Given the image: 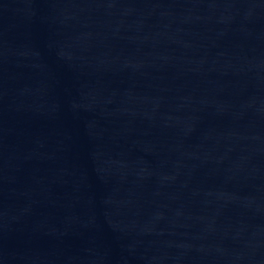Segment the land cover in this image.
<instances>
[{"label":"water","instance_id":"95a60500","mask_svg":"<svg viewBox=\"0 0 264 264\" xmlns=\"http://www.w3.org/2000/svg\"><path fill=\"white\" fill-rule=\"evenodd\" d=\"M0 264H264V0H0Z\"/></svg>","mask_w":264,"mask_h":264}]
</instances>
